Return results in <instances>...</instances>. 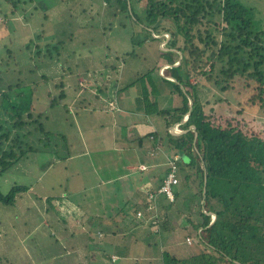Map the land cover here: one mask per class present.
Returning <instances> with one entry per match:
<instances>
[{
  "label": "rangeland",
  "instance_id": "374dc122",
  "mask_svg": "<svg viewBox=\"0 0 264 264\" xmlns=\"http://www.w3.org/2000/svg\"><path fill=\"white\" fill-rule=\"evenodd\" d=\"M241 1L252 5L255 17L264 21V0ZM33 3L39 10L40 8L49 9V12L45 14L47 15L46 19L43 11H37L32 15L33 9L28 6V11L25 14L29 18L28 23L19 18L4 19V13L12 5H7L5 1L0 3V104L5 106L6 110H12V106L21 110L28 109L34 117L42 114L38 120L43 125L44 130L42 132L35 130L36 124L34 123L26 126L32 133L24 141L36 150L27 151L14 166L4 172L0 177V191L3 194H8L10 188L16 184L28 186L29 189H32V195L40 196L43 193L38 190V187L41 184L44 186L52 184L54 185L52 192L59 193L73 178L79 177L82 182L76 185L79 187L85 185L83 194L90 197L95 194L91 193L94 186L97 187V190L99 189L97 177L93 170V168L98 167L97 161L92 158V162L90 155H86L83 164H76L77 159L66 160L67 153L75 154L81 149H86L88 152L91 150L92 140L94 145H103L102 130L99 132L101 128L99 125L104 122L99 116L102 114L107 116L104 126H107V130H112V126L109 124L111 115L113 118L116 116L119 120L126 117L128 113L125 112L124 107L133 110L135 116L131 120L137 123H143L141 118L146 112L150 118H147L148 121L154 122L158 129L157 132L163 134L164 120L156 114V110L157 108L167 106L170 108L172 106L174 98L169 94L168 87L171 85L168 82L163 83L155 79L156 75L150 73L152 83L158 84L157 95L156 90L147 82L148 77L145 76L146 103V101L143 102L141 95V86L144 80L139 79V77L149 73L152 67L160 64L166 58L167 55L163 51L164 48L166 49L164 43L170 37V33L166 31L161 34L151 33L153 37L159 38L158 41L151 37H145L138 26L127 15L120 12L118 6L115 8V3L103 5L101 0H34ZM20 6L25 7L22 3ZM19 15H24L22 10H19ZM120 22L123 23V26L120 25ZM163 25L172 27L169 20L164 21ZM162 35H165V38H162ZM59 41L63 43L59 49V54H55L52 50V56H42L45 51V44ZM178 44H182L180 36L178 37ZM131 52H136L138 56H131ZM166 65H160L158 71L163 74L162 68ZM213 74L216 77L219 76L217 68ZM44 76L48 78L47 81L43 78ZM67 79H73L76 82L85 79L92 83L95 80L101 83L100 88L103 90V95L107 96L106 99H103L105 102H101V99L97 101L93 97L92 99L87 97L91 91L96 92V88L99 86L95 85L78 98L75 107L72 108L66 100L62 99L60 102L59 99L58 103L51 107L49 105L50 99L55 96L57 101L58 98L56 95L59 92V87L56 85ZM191 79L195 81V78L191 77ZM115 81L118 82L117 86L110 89L108 84L112 85ZM198 83L208 86L210 91L206 96L209 99L212 94L225 98L226 102L219 104L222 105V108L225 107L223 113L227 114L230 108L235 110L243 106L251 123L257 127L261 126V122L264 120V109L246 105V99L251 90L244 86L243 81L234 80V88L227 92L220 91L219 87L213 84V81L206 82L203 77L198 80ZM8 85H11L10 91H8ZM2 92H5V96H2ZM112 97L118 100L121 111L112 113L109 109L107 102ZM90 100L94 102L88 106L87 101L90 102ZM95 104L97 105L95 106ZM106 106L109 112H107ZM114 128H116L115 134L118 139L115 144L128 147L131 143L130 137L133 136V127L118 121ZM88 129H95L92 140H90L92 137L87 136ZM176 129L182 132L181 128L176 127ZM163 138L166 139L165 135ZM158 140L159 138H156L155 142ZM149 144L152 147L153 141L145 138L144 145ZM162 148V150L161 148L157 150V154L168 152L171 155L167 148L163 146ZM147 150L148 148L144 151ZM145 154L143 153V156L140 157L145 163L156 157L149 153V150ZM64 163L65 165L66 163H73L74 165L65 167ZM165 166L163 165L161 169L165 170L166 168L165 171L167 172L168 164ZM147 169L144 172L145 175L150 176L152 173H156L157 176L163 175L162 171H157L155 168ZM133 170L136 174V170ZM120 172L118 170L102 174L107 177L116 176ZM121 178L123 179V177ZM102 181L103 192H105L107 184V186H112L116 183V181L107 182L104 177H102ZM140 181L141 185L138 184L140 186L137 193L140 194V204H145L147 203L146 191L150 190L152 186L143 183L142 180ZM194 182L193 184L190 183L189 186L178 185L176 187L181 192L183 202L180 201L172 208L171 215L174 214V216L170 224L174 231L167 242L171 249H176L179 244H184L182 248L186 250L187 247L193 248L191 247L194 243L193 237H189L191 238L189 245L188 243L185 244L188 241L181 224L185 220L189 208L192 209L195 219L200 220L198 210L196 211L197 195L191 196L197 192V179H194ZM118 184L117 197L114 196L109 200L114 205L107 207L106 212L108 213L105 217H117L116 219L123 222L118 225L119 228L117 224L113 225L108 219L107 224L110 226L101 225L97 227L98 222L93 223L88 234L90 237L87 240V245L82 246L81 251L85 253L86 250H91L95 253L92 264H133L136 260L144 264H161L160 252L145 245L143 241L145 238L143 235L150 228L147 225L145 215L139 217L140 219L133 215L136 199H132L131 194L128 198L126 196V190H129L127 180H118ZM47 186L45 188H48ZM90 188L91 190H89ZM67 190L71 191L70 184ZM74 193L76 192H70V194ZM25 196L17 197L16 201L9 205L0 202V218H5L6 227L9 228V224H13V228L18 230L15 234L8 232L6 236L0 235V264H66L67 260H71L67 256L69 246L57 238L65 239L64 241L72 240L70 236L72 232L65 231L69 224V222L65 224L67 223L65 221H68L71 212L75 213L77 210L74 208L72 210L69 207L54 209L57 200L55 198L40 199L26 198ZM46 202L53 203L52 208H49ZM116 202L120 204L117 205ZM149 202H153V200H149ZM137 206L139 209L143 207V205ZM46 207L47 211H45ZM175 209L180 210V213ZM54 210L56 213H53ZM117 210L118 213L112 215V211L117 212ZM212 217L214 218V216ZM160 220H162L161 214ZM47 221L48 223H46ZM98 233L100 234L98 235ZM110 242L118 245L123 252L125 250L126 256L118 254L119 258L112 262L109 254L111 255V252L119 253L121 250L111 246ZM101 252L104 253L101 254ZM183 254L185 253L183 252Z\"/></svg>",
  "mask_w": 264,
  "mask_h": 264
},
{
  "label": "trees",
  "instance_id": "16d2710c",
  "mask_svg": "<svg viewBox=\"0 0 264 264\" xmlns=\"http://www.w3.org/2000/svg\"><path fill=\"white\" fill-rule=\"evenodd\" d=\"M101 1L103 5L115 3V8L118 6L120 12L127 15L145 37L158 41L159 38L151 33H170L164 43L166 58L139 79L144 80L147 76V82L157 95L158 84L152 83L150 73L156 75L155 79L171 85L168 87L169 94L174 98L172 106L156 110V114L164 120L163 134L166 139L158 132H154L153 136L154 142L159 138V145L173 155L179 154V183L172 187V200L163 193L158 195L155 201L159 211L157 223L150 222V229L144 232L145 245L160 252L161 264H264V120L261 126L253 125L243 106L235 110L230 108L227 114L223 113L225 107L219 104L226 102L225 98L212 94L209 99L206 96L210 91L208 86L198 83L203 77L206 82L213 81L220 91L227 92L234 88V80L243 81L244 86L251 90L246 105L264 109V21L255 17L252 5L241 0ZM6 2L12 7L6 10L4 19L18 15L19 10L25 15L31 1ZM21 3L25 7L20 6ZM31 7L36 9V6ZM166 20L172 23L171 28L163 25ZM120 25L123 26V23L120 22ZM162 36L165 38V35ZM179 36L182 44H178ZM55 43L45 44L42 56H52V50L59 54L63 43ZM130 55L138 56L136 52ZM179 59L180 62L175 64ZM165 64L170 65L162 68V74L158 69ZM216 68L218 77L213 74ZM43 78L45 81L48 79L46 76ZM61 86L59 83L57 101L55 96L49 101L51 107L65 97ZM144 87L145 80L141 95L143 102L147 103V90ZM10 88L11 85H8V91ZM4 93L2 96H5ZM12 110H6L0 104V177L27 151L36 150L24 141L32 133L26 126L34 123L35 130H44L38 120L42 114L34 117L30 110H21L16 106H12ZM188 111V121L194 125V129L190 128V123L182 121ZM174 126L184 132L172 134L169 129ZM166 173L158 175L156 189ZM194 179H197V192L191 196L197 195L196 211L200 220L195 219L189 208L181 224L186 236L193 237V248L187 247L186 250L182 248L184 244H179L176 249H171L167 242L174 231L170 224L174 216L171 215L172 208L183 202L181 192L176 187L189 186L195 183ZM26 190V186L15 184L8 194L0 191V202L13 204L17 196ZM146 206L141 209L145 210ZM177 211L180 213V210ZM135 212L136 209L134 215ZM187 243H191V238ZM110 245L121 250L109 254L112 262L116 260L112 255L116 258L126 256L125 247L123 252L118 245L112 242ZM67 249L70 251L67 253L68 259L71 260H67L66 264H92L94 261L95 253L91 250H86L78 260L80 257L74 255V249L70 246ZM133 264L144 263L136 260Z\"/></svg>",
  "mask_w": 264,
  "mask_h": 264
},
{
  "label": "crops",
  "instance_id": "0c3cea01",
  "mask_svg": "<svg viewBox=\"0 0 264 264\" xmlns=\"http://www.w3.org/2000/svg\"><path fill=\"white\" fill-rule=\"evenodd\" d=\"M2 1H5V3L7 4L6 0H0V3ZM30 1L32 2V0H30ZM31 2L29 4L30 7L36 6L33 3L34 0L32 3ZM35 8L36 9L32 10V12H33L32 15L34 13H36L37 11H43L44 17H45V14H47V12H49V9H44V8L41 9L40 8V10H39L37 8V6ZM17 18H19L20 20H23V22H25V23H28V21H29V18L27 16H25V15L20 16L19 13H18V15L7 17L8 20L17 19ZM37 36H39V35H37ZM79 77H81V76H79ZM82 80L84 81V83H83V81H79V80H77L78 82H76L73 79L62 80L61 89H63V91L65 93V97L63 98V100H66L69 103L68 105H70L72 108L75 107L76 103L78 102V98H80V96L84 95V93L87 90H89V89L91 90L92 89L91 86L95 87V85L99 86L96 88V92L91 91L90 93H88L87 97L89 99H92V97H93L97 101H99V99H101L102 100L101 102H105L103 99H106L107 96L103 95V90L100 88V85H102L101 83H98L95 80H93V83L90 81H87L85 79H82ZM117 83L118 82L115 81L112 85L108 84V86L110 89H113L115 86H117ZM56 86L58 87L59 83ZM58 91L60 92V87H59ZM49 96H50V93H49ZM84 99H85V97H84ZM92 102H94V101L93 100H90V102L87 101L88 106H91ZM107 104H108L109 109L111 110L112 113L114 111H121V107L118 106V100L115 97H112L111 99L109 98ZM96 105L97 104H95V106ZM140 106H141V103H140ZM106 108H107V112H109L107 106H106ZM123 109H125L126 110L125 112L128 113L126 117H123L122 119L120 118V120H119L116 116H114L115 118H113V115H111V118L109 120V124H111L112 130H107L108 129V128H106L107 126H104V125H106L105 120L107 119V116H105L104 114L99 116V118L101 117V120L104 122V123H101L99 125V126H101L99 132L102 130L101 138H103L102 139L103 145H101V146H98L97 144L94 145V141L92 139H93V135L95 134V129H88L87 130V133H88L87 136L92 137L90 139V140H92L91 150H89L87 152L86 149H81L78 153H75V154L67 153L66 160L77 159L76 164H83L84 163V156H86V155L87 156L90 155L92 162H93V159L97 161L98 167L93 168V170H94L95 175L97 177L96 181L99 184V189L97 190L96 186L93 187V191L91 193L92 194L95 193L94 195H92L90 197L84 195L83 192L85 191V185H81L80 187L78 185H76L77 183L82 182V179H80L79 177H76V178H73L69 183L71 191L67 190V187L69 184L66 187L62 188L59 193H57L55 191L52 192L54 185H52V184H49V186L45 185L48 187V188H45L44 184H41L38 187V190L40 192H42L43 194H40V196L39 195H32V193H31L32 189H29L28 186H27L26 191L20 193L17 196V197H22V196L27 195V196H25L26 198H34L35 197V198H40V199L41 198H45V199L55 198V199H57L56 203H58V204L55 203L54 209H61V207H69V208H72V210H73V208L77 210V212H75V213L74 212H71L70 214L68 213L70 215V218L68 217L69 218L68 221L64 220L65 222H67L65 224H68V222H69V224L67 225V229H65V231L67 230L68 233L72 232L70 235L72 237V240L71 241L70 240L64 241L65 239H59V238H57V239L63 243L68 244V246L73 248L74 252H75L74 255L80 257V259H78V260H81V258L83 257L84 253L81 251L82 248H80V247L87 245V240L89 239L88 234L90 233V231L92 229L93 223L98 222L97 223L98 225L96 224L97 227L101 226V225H104L106 227V226H110V224H107V219L113 225L117 224V226L120 225L121 222H123V221L116 219L117 217L116 218H112V216L108 217V218L105 217V215L108 213V212H106L107 207L110 205H114L113 202L109 201L110 198H114V196L117 197L116 191L119 189L118 180H127L129 190H126L128 193V194L126 193V196L128 198L129 194H131L130 196L133 197L132 199H136L135 204H134L135 205L134 209H136L135 215L133 214L134 217H136V218L144 217V215L147 214V215H149V217L146 216V218H147L146 221L148 222V224H147L148 227H150L149 226L150 222L153 224L157 223L156 217H157L159 211H157L155 201H156L158 195L160 196V194H162V193H156L158 191V189H156L158 187L157 186L158 185V178H157L158 176L156 173L153 174L152 171H151L152 174L150 176L145 175L144 172L146 170H148L147 168H149V169L155 168L157 171H162L164 174L166 172L165 171L166 168H165V170H162L161 167L163 165H164V167H166L165 164L166 165L168 164V160L172 159L174 155H179V154L173 155L171 152H170L171 155L168 154V152H161L160 155L157 154V150L159 148H161V150H162L163 148L161 145H160V147H158V145H159L158 142H156V143L154 142L155 136H153V134H154V132L158 131L156 124H154V122L148 121L147 118H149V116L146 114V112H144L143 118L140 117L141 121L143 123H137L135 121H132L131 119H133V116H135L133 110H128L125 107ZM139 109H141V107H139ZM130 112H131V116H130ZM96 116H98V115H96ZM118 121L121 123L124 122V124H126L129 127H133V133H132L133 136L130 137L131 143L128 147H125V145L119 146L120 144L119 145L115 144L118 141V139L116 138V134H115L116 128L113 129V127L117 126ZM176 127L177 126L171 127L170 129L176 128ZM183 132H184V130H183ZM172 134H179V133H172ZM111 135H112V137H110ZM145 138H147L150 141H153L152 147L150 146V144L147 146L144 145V139ZM147 148L149 150V153H151L152 155H155L156 157L152 158V160L149 161L148 163H145L144 161L141 160L140 157L143 156V153L144 154L147 153L148 150L146 152L144 151ZM113 152H114V156H113ZM108 158H109V160H108ZM64 165H65V163H64ZM71 165H74V164L73 163H66L65 167H68ZM140 165H145V168H143V169L140 168ZM133 169L136 170V172H137L136 174H134L135 172ZM118 170H120L121 172H120V174H118L116 176L110 175V176L105 177L102 174V173H107V172H111V171H118ZM102 177H104L105 181H107V182H111V181L115 182L116 181L115 185L107 186L108 185L107 184L105 187V192H103V190H102V184H103ZM121 177H123V179ZM140 180H142L143 183H145V184L147 183V184L152 186V188L150 190L146 191V197L145 198H147V203H145V204L144 203L140 204V201H139L140 194L137 193V190H138L139 186L141 185ZM138 184H140V185H138ZM95 185H96V183H95ZM49 187H50V189H49ZM89 190H91V188ZM72 191L76 192V193L70 194V192H72ZM122 192H123V190H122ZM148 192L156 194L153 202H149L150 199L147 197ZM73 197H76V198H73ZM59 199H62V200H59ZM46 204L48 205L49 208H52V206H53V203H51V202L50 203L46 202ZM116 204L119 205L120 203L116 202ZM137 205H139V206L143 205V207H145L146 205L147 206H146V209L144 211H142L141 209L137 208L138 207ZM149 205H154V208L148 209ZM56 206H58V207H56ZM140 208H142V207H140ZM45 211H47V207L45 208ZM137 211H140L141 215H137L136 214ZM53 213H56L55 210L53 211ZM117 213H118V210H117V212L112 211V215L117 214ZM98 217H100L99 220H97ZM4 222H5V218L1 217L0 235L6 236L8 232L15 234L16 231H18V230H15L13 228V224H9V228H8V227H6ZM46 223H48V221ZM124 223L126 224V221ZM48 227H49V225H48ZM119 227L120 226H118V228ZM122 228H125V227L122 226ZM99 234L100 233H98V235ZM73 236H75V237H73ZM69 239H71V238L69 237ZM83 240H86V241L84 242ZM68 252H70V251L67 250V253ZM71 252H73V250Z\"/></svg>",
  "mask_w": 264,
  "mask_h": 264
},
{
  "label": "built area",
  "instance_id": "2783aa9c",
  "mask_svg": "<svg viewBox=\"0 0 264 264\" xmlns=\"http://www.w3.org/2000/svg\"><path fill=\"white\" fill-rule=\"evenodd\" d=\"M1 20V18H0ZM191 127V126H190ZM172 133H178V130L176 128H172L169 130ZM183 132V130H182ZM180 159L179 155H174L172 159L168 160V171L166 173V175L164 176L161 185L158 188V191L156 193H163L165 194L170 200L173 199V191H172V187L178 183V177H177V171H178V165H177V161ZM140 168H145V165H140ZM156 194L154 193H150L148 192L147 197L150 200H154L155 199ZM154 205H149L148 209H153ZM137 215H141L140 211H137L136 213ZM187 241L190 242V238L187 237ZM113 259H116L115 255H112Z\"/></svg>",
  "mask_w": 264,
  "mask_h": 264
},
{
  "label": "water",
  "instance_id": "95a60500",
  "mask_svg": "<svg viewBox=\"0 0 264 264\" xmlns=\"http://www.w3.org/2000/svg\"><path fill=\"white\" fill-rule=\"evenodd\" d=\"M165 49V48H164ZM180 62V59L175 63V64H177V63H179ZM167 65H170V64H167ZM166 65V66H167ZM166 76H168V75H166ZM168 77H170V76H168ZM171 78V77H170ZM190 104H191V101H190ZM188 114H189V111L185 114L186 116L184 117H182V121H184V122H186V123H190L189 121H188ZM190 126H191V128L192 129H194V125H192L191 123H190Z\"/></svg>",
  "mask_w": 264,
  "mask_h": 264
},
{
  "label": "clouds",
  "instance_id": "9594fccd",
  "mask_svg": "<svg viewBox=\"0 0 264 264\" xmlns=\"http://www.w3.org/2000/svg\"><path fill=\"white\" fill-rule=\"evenodd\" d=\"M191 128V127H190Z\"/></svg>",
  "mask_w": 264,
  "mask_h": 264
}]
</instances>
